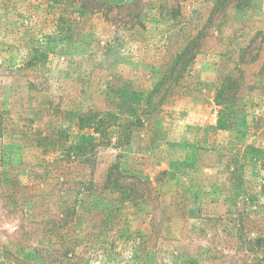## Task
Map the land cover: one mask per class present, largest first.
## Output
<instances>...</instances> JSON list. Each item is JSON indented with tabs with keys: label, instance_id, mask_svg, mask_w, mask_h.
<instances>
[{
	"label": "rangeland",
	"instance_id": "1",
	"mask_svg": "<svg viewBox=\"0 0 264 264\" xmlns=\"http://www.w3.org/2000/svg\"><path fill=\"white\" fill-rule=\"evenodd\" d=\"M102 2L0 0V264H264V0Z\"/></svg>",
	"mask_w": 264,
	"mask_h": 264
},
{
	"label": "trees",
	"instance_id": "2",
	"mask_svg": "<svg viewBox=\"0 0 264 264\" xmlns=\"http://www.w3.org/2000/svg\"><path fill=\"white\" fill-rule=\"evenodd\" d=\"M52 2H66L69 3L72 7H74L75 9L78 8L79 12L83 13V14H90V12H93V10L96 9V6L99 5L100 8H102V6H106L104 2H102V0H50ZM89 12V13H88ZM190 49V48H189ZM188 49L183 52V54H181L180 57L186 55V53H188ZM178 64V63H177ZM235 86L232 77H229L226 82L224 83L223 87L220 89L218 95H217V102L219 104H226L230 102V95L233 96V93L229 94L228 91L230 89H232ZM158 92V88H155L154 90H152L149 93V96L147 97L146 100V105L147 107L151 106L150 105V98L153 95H155ZM221 100V101H218ZM89 114L92 115H83L80 116V128H84L86 126H89V128L93 129L95 133L99 134V136H101L102 139H105V137L109 134L108 130H109V125H107V123L105 122V118L110 117L113 115L111 113H99V112H90ZM89 116V118L87 119L88 124L84 123V117L85 116ZM139 121V119H137V122ZM90 124V125H89ZM118 124V123H117ZM133 124L130 123L129 125H121L118 124V126H121L122 128H128L129 126H131ZM92 147H94L95 145H91ZM118 169V166H114L111 171L108 174V178H107V182L104 185V187L102 188V190H107V189H112L114 193L118 194V198L117 201H119L120 203H122L123 201H132L134 203L137 202L138 199V195H136V188L133 185H127L126 183L122 182V180H126L128 179L127 176H125V174L121 171H116ZM132 186L134 187V190L132 189ZM112 192V191H111ZM96 196V195H95ZM74 213H71L70 215H67L65 218L59 220H51L49 221L51 224L53 223V230H58L60 233L62 234L63 238L65 237H69V230L71 229V225L68 222L69 220L67 219L68 216L72 217ZM64 243H66L67 241L64 239L63 240ZM75 246H77V243L75 244ZM63 247V252L64 254H67L69 252H71V250L74 249V246H70L69 244L62 246ZM72 248V249H71ZM73 253V252H72ZM71 253V255H72ZM62 257V258H61ZM60 257V261H58L59 263L57 264H81L80 259L79 262L76 261H70V259L66 258V256L61 255ZM78 258V257H77Z\"/></svg>",
	"mask_w": 264,
	"mask_h": 264
}]
</instances>
